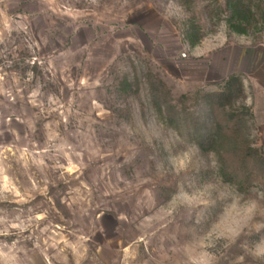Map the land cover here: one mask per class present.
Segmentation results:
<instances>
[{"label": "rangeland", "instance_id": "1", "mask_svg": "<svg viewBox=\"0 0 264 264\" xmlns=\"http://www.w3.org/2000/svg\"><path fill=\"white\" fill-rule=\"evenodd\" d=\"M225 1L0 0V264H264V192L200 147L233 75L264 138V27Z\"/></svg>", "mask_w": 264, "mask_h": 264}, {"label": "trees", "instance_id": "2", "mask_svg": "<svg viewBox=\"0 0 264 264\" xmlns=\"http://www.w3.org/2000/svg\"><path fill=\"white\" fill-rule=\"evenodd\" d=\"M226 24L240 35L264 27V0H226ZM188 31L186 39L195 45L198 37ZM121 89L131 88L124 78ZM208 108L216 113L211 128L200 136L203 151L212 152L217 159V174L226 183L244 192L258 187L264 192V138L257 145L242 133L251 115L243 103V86L239 76L226 79L218 91L206 94Z\"/></svg>", "mask_w": 264, "mask_h": 264}]
</instances>
